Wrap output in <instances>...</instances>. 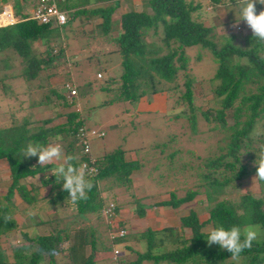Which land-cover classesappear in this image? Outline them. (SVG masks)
Listing matches in <instances>:
<instances>
[{
  "label": "trees",
  "instance_id": "obj_1",
  "mask_svg": "<svg viewBox=\"0 0 264 264\" xmlns=\"http://www.w3.org/2000/svg\"><path fill=\"white\" fill-rule=\"evenodd\" d=\"M82 2L60 0L58 6L66 17L62 25L36 22L28 18L27 12L20 17L13 16V23L0 26V53L11 50L21 65L16 74L20 79L17 84L18 88L21 86L20 93L3 82L8 80L5 74L0 77L2 95L15 100V105L6 111L4 125L0 126V163L8 172L5 190L0 194V237L12 234L17 227L14 213L22 215L27 207L43 198L50 207L70 206L81 221L99 217L106 201L104 192L112 187L129 188L130 174L139 168L137 161L124 159L120 148L97 157L89 151L83 152L75 132L84 125L76 109L77 96L69 93L70 88L75 91L70 77L65 75L60 83H49L51 77L62 72L60 66L66 58L62 30L79 18L97 21L100 36L112 43L118 56L117 75L101 78L102 69H97L100 75L94 78H101L98 88L107 92L111 89L112 94L97 105L112 101L135 104L145 99L164 102L165 95L173 96L178 91L172 100L173 116L180 117L194 132L200 122L205 128L198 131L207 132L211 137L218 135L212 150L203 155L191 154L190 164H179L182 170L188 168L191 172L193 186L184 188L180 196L169 191L166 200L154 202L175 210L176 224L138 231L134 238L144 241V250L134 251V257L123 264H139L142 260L150 264H261L264 261V180L256 177V170L258 165H264V42L253 38L251 44L240 47L231 43L232 36L230 40L219 39L213 32L214 25H205L199 19V4L193 0H146L144 10H126L119 14L117 32L112 35L111 14L119 0ZM221 2L208 0L209 9ZM250 35L251 31L246 39H251ZM34 43L41 49L36 51L32 47ZM194 46L208 51L214 59L213 72L206 78L210 95L199 105L193 104L195 78L186 74L192 52L186 49ZM5 67L3 64L2 68ZM18 93L27 98L26 105L17 99ZM42 105H47L52 115L37 120L31 107ZM61 116L63 120L56 122ZM54 142L62 145L66 156L74 157L73 165L83 168L86 178L92 181L87 199L74 203L63 190V181L58 183L52 174L54 165H39L37 157H23L30 143L47 146ZM174 153L175 150L169 152ZM88 166L93 168L89 170ZM248 174L256 179L257 194L247 189L235 194L232 189L236 182ZM33 177L38 178L37 184L27 180ZM39 191L45 193L39 196ZM197 195H202L205 202L204 213L193 208L177 212L179 206ZM134 203L137 215L142 214L143 205L135 199ZM58 219L43 221L38 217L35 224L48 228L32 235L18 230L21 241L10 246L8 256L0 248V264H92V253L100 248L95 245L97 239L93 232L73 224L49 226ZM246 224L259 225L261 233L252 247L240 254L238 262L219 245L208 246L206 238L211 228ZM115 225L126 228L119 221ZM105 227L108 226L105 224ZM109 232L107 240L111 246L119 242L130 250L124 240L126 234L110 237ZM159 247L163 250L159 251Z\"/></svg>",
  "mask_w": 264,
  "mask_h": 264
},
{
  "label": "rangeland",
  "instance_id": "obj_2",
  "mask_svg": "<svg viewBox=\"0 0 264 264\" xmlns=\"http://www.w3.org/2000/svg\"><path fill=\"white\" fill-rule=\"evenodd\" d=\"M67 1L68 3L82 2V0ZM193 1H197L199 4L197 9L199 19L205 25H214L213 32L219 39L230 40L232 36L231 43L240 47H246L254 40L251 35V39H246L251 30L242 21L238 23L237 27L239 29L232 26L240 17L238 0L231 1L230 5L229 1L221 0L222 4L217 5L214 9H209L208 0ZM33 3L34 0H0V13L6 4L10 5L12 9L11 11L9 6H5V13L0 14V26L12 20L13 16L20 17L22 14H26ZM228 6L231 7V10L226 11ZM255 8L257 13L264 10V6L259 3L255 5ZM123 10H125L123 2L120 0L119 6L111 14L112 30H114L111 32L112 35L117 32V17ZM6 19L7 21H3ZM62 37L66 46V58L60 66L62 72L51 77L49 83H60L64 80L65 75L68 78L70 77L69 81L72 83V87L75 88V95L77 96L76 109L79 110L83 125L103 132L102 136L88 138L90 154L97 157L120 148L124 151L123 157L126 161L135 160L139 164V168L133 170L130 174L131 183L129 188L112 187L103 194L106 201L111 200L114 203L116 201L120 208L128 209L129 214H126L128 218L124 240H126L127 247L130 250H127L119 242L114 246L110 245L107 240V228L100 214L99 217H91L89 220L81 221L70 206L50 207L46 203V198L27 207L22 215L18 212L13 214L17 227L12 231V234L9 233L7 236L0 237V248L8 256L10 246L21 241L18 230L26 231L28 235H32L48 228L35 224L38 217L43 221L58 217V221L56 223L51 222L49 226L63 227L67 224H73L75 227L83 226L86 232H93L97 239L95 245L100 248L92 253V264H123V261L133 258L134 251L144 250V241L134 238L138 231L140 232L145 228L155 229L161 224L169 227L176 224L175 217L178 213L168 206L158 208V205H155L154 202L166 200L169 191H175V194L180 196L185 191L184 188L193 186L191 172L189 173L188 168L182 170L179 164L182 162L185 165L190 164L191 154L203 155L205 152L212 150L215 147L214 139L218 135L211 137L207 132L198 131L205 128L200 122H198L197 129L194 132L186 127L180 117L173 116L172 100L178 91L173 96L165 95V98H162L164 102H151L149 99H145L135 104L126 101H112L109 104L97 105L104 98L109 99L112 96L111 89L107 92L98 88L102 76L104 78L107 75L114 76L119 71L118 56L113 51L112 43L100 36L97 21L92 22L84 19L80 20L79 18L66 25L62 30ZM32 47L36 51L41 49L38 43H34ZM186 50L187 52L192 50L186 74L195 78L192 83V91L195 96L193 104L199 105L210 95L207 90L206 78L213 72L214 59L208 51L198 46L189 47ZM196 55L198 58H196ZM3 64L7 66L5 69L2 68ZM99 68L102 69L101 78L95 79L94 76L96 72H99L97 70ZM20 69L21 65H19L15 53L11 50H3L0 53V77L5 74L8 80L3 79V82L8 84L10 88L19 91V93L21 86L18 88L19 85L17 84L20 83V79L16 77V74ZM198 80H202V82ZM19 93L17 99L21 100L23 105H26L27 98L22 97ZM30 93L36 92L30 91ZM32 98H34V95ZM14 102L13 98H9V95L8 97L3 96L0 91V126L4 125L6 111L9 106L15 105ZM31 111L33 118L37 120L52 115L47 105L31 107ZM62 120L61 116L56 118L55 121L61 122ZM226 120L230 122L229 117ZM173 150H175L174 155H170L169 152H173ZM167 155L171 157H167ZM7 174L6 167L0 163V194L5 190ZM37 179L33 177L27 180L37 184ZM244 189L257 194L258 186L253 174L242 176L232 190L235 194H239ZM114 191L115 194L113 195L112 192ZM38 193L40 196L45 191H39ZM110 195H113V197ZM114 196L116 197L114 198ZM134 199L143 205L142 214L137 215L134 210ZM17 202L18 199L14 196V203ZM188 208H193L200 214L204 213L206 205L202 195H197L192 201L179 206L178 210L180 211L177 212L184 213ZM247 225L257 224H246L244 226ZM104 246H107V248H103ZM112 247L118 249L114 259L111 256ZM158 250L162 251L163 249L159 247ZM139 264H150V262L142 260ZM261 264H264V261Z\"/></svg>",
  "mask_w": 264,
  "mask_h": 264
},
{
  "label": "clouds",
  "instance_id": "obj_3",
  "mask_svg": "<svg viewBox=\"0 0 264 264\" xmlns=\"http://www.w3.org/2000/svg\"><path fill=\"white\" fill-rule=\"evenodd\" d=\"M238 3L240 17L232 26L237 27L238 23L242 21L251 30L252 36L255 40L258 42H264V10L257 13L255 8L257 3L264 5V0H238ZM230 4L231 0H229V5ZM228 10H231L230 6L227 7L226 11ZM82 127L84 128L85 126ZM23 157H37V163L39 165H54V169L51 171L52 174L55 176L58 183L63 181L62 188L68 192L69 198L74 203L78 200L87 199V192L92 189L93 183L90 179L86 178V173L83 168H77L73 165L72 161L74 157L66 156L60 143H53L47 146L33 145L30 143L24 150ZM256 177L264 180V165H258ZM106 202L107 201H105V203ZM113 204L114 212L116 214V203L113 202ZM114 217L112 225H109L103 220L108 226V232L112 228L119 227L115 225L116 222L114 221ZM6 219L9 218L6 217ZM260 233L261 228L259 225H247L243 228L234 225L227 229L223 226H216L209 230L206 241L208 246L217 244L221 249L227 250L231 253V258L238 262L240 254L244 250L252 247L253 242L258 240ZM113 249L114 248H112V250ZM112 258L114 259L115 257L112 255Z\"/></svg>",
  "mask_w": 264,
  "mask_h": 264
},
{
  "label": "built area",
  "instance_id": "obj_4",
  "mask_svg": "<svg viewBox=\"0 0 264 264\" xmlns=\"http://www.w3.org/2000/svg\"><path fill=\"white\" fill-rule=\"evenodd\" d=\"M60 0H34L31 9L28 11V18L39 22V23H50L53 25H62L65 22V13L64 10H61L58 6ZM5 6H3V10L0 14L5 13ZM11 16V15H10ZM14 22V20H10L6 24H10ZM238 28V27H236ZM99 73H96L95 76L99 77ZM67 86V85H66ZM68 87V86H67ZM70 94H74V89L70 88ZM77 136L78 142L82 145V151L87 152L89 149L88 145V138L92 136H101L102 131L86 128L78 127L77 131L75 132ZM91 161V160H90ZM83 165V164H82ZM89 170L92 169V166L87 167ZM114 204L112 201H107L100 210V216L103 220L112 225V220L114 217ZM111 236H122L126 234V229L123 227H115L112 228L109 232ZM118 251L116 248L112 250V255L115 257Z\"/></svg>",
  "mask_w": 264,
  "mask_h": 264
},
{
  "label": "crops",
  "instance_id": "obj_5",
  "mask_svg": "<svg viewBox=\"0 0 264 264\" xmlns=\"http://www.w3.org/2000/svg\"><path fill=\"white\" fill-rule=\"evenodd\" d=\"M120 1V0H119ZM121 2H123V6H124V9L125 10H123V12L124 11H126V10H144L145 8H146V0H121ZM7 6H9L10 7V9H11V6L10 5H8L7 4ZM118 6H119V3H118ZM12 11V10H11ZM89 154H90V152H89ZM91 155V154H90ZM92 156V155H91ZM113 193V195L115 194V191L114 192H112ZM116 196H114V198H115ZM115 201V200H114ZM115 203H116V201H115ZM116 206H117V209H116V214H115V217H114V221L115 222H117V221H119V222H121L125 227H126V223H127V216H126V214H129L127 211H128V209H124L123 207L122 208H120L117 204H116ZM159 207H162V206H159L158 205V208ZM150 219V218H149ZM161 225H163V226H165V224H161ZM161 225H158V227H155V229H158V228H160V227H163V226H161ZM160 226V227H159ZM127 228V227H126ZM130 231H132L133 232V230L132 229H130ZM108 232V231H107ZM112 248H116V247H112ZM118 250V249H117ZM128 253V252H127ZM111 256H112V253H111ZM134 257V256H133ZM132 259V258H131ZM130 260V259H129Z\"/></svg>",
  "mask_w": 264,
  "mask_h": 264
},
{
  "label": "bare ground",
  "instance_id": "obj_6",
  "mask_svg": "<svg viewBox=\"0 0 264 264\" xmlns=\"http://www.w3.org/2000/svg\"><path fill=\"white\" fill-rule=\"evenodd\" d=\"M12 20H14V18H13ZM3 21H7V19H6V20H3ZM3 21H1V22H3ZM6 23H8V22H6ZM6 23H4V25H5ZM12 23H13V22H12ZM2 25H3V24H2Z\"/></svg>",
  "mask_w": 264,
  "mask_h": 264
}]
</instances>
